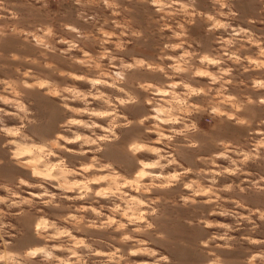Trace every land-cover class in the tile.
<instances>
[{"label":"rangeland","instance_id":"rangeland-1","mask_svg":"<svg viewBox=\"0 0 264 264\" xmlns=\"http://www.w3.org/2000/svg\"><path fill=\"white\" fill-rule=\"evenodd\" d=\"M114 2L118 7H107L103 0H81L80 4L76 0H3L0 81L6 83H0V95L12 100L14 93L4 91L12 84L30 115L25 120L24 112L0 101L3 109L0 127L22 128L30 139L21 141L19 136L0 133V198L5 201L0 203V222L10 226L0 230L3 236L0 252L47 246L58 258L46 261L38 255L34 264H264L253 259L264 254V219L261 218L264 104L258 103L264 98V87H253L254 81L264 82V0H227L229 6L223 9L213 0H197L199 12L231 25L228 28H212V22L201 17H193L195 24L187 23L183 14H173L171 10L158 12L148 0ZM229 10L235 15L218 14ZM113 21L125 27H117ZM178 23L185 24L186 37L175 35L180 31ZM46 25L53 27L54 36L46 37L37 31ZM64 25L76 27L81 35L70 32ZM239 28L251 35L234 36L233 29ZM130 31L143 35L131 36L127 34ZM37 40L47 43L52 50ZM118 43L124 44V51L117 49ZM181 43L182 48H165L166 44ZM205 55L209 61L220 59L222 63H208L205 68L197 59ZM167 56L176 59H161ZM236 56L240 57L239 62ZM133 57L163 67L170 75L169 66L183 57L187 64L181 61V68L190 66V72L207 71L218 77L216 83H212L209 75H195L187 80L193 87L211 93L207 98L209 103L219 99L222 86L227 89L225 96L253 101L239 113L234 109L230 113L245 120L244 124L236 119L213 117L207 112L194 115L192 119L201 129L190 134L200 142L197 149L176 148L182 137L171 145L167 141L155 143L159 139L157 133L144 130L158 123L155 120L146 121L144 127L123 130L122 141L139 136L152 142L151 147L162 149L160 155L171 153L176 159L174 164L160 160L161 165L168 167L147 171L171 176L190 170L173 182L172 187L150 192L142 188L152 183L151 178L139 179V166L130 156L111 148L104 153L89 150L94 145H84L85 155L81 156L82 141L69 144L59 138L74 139V134L91 136L93 131L103 135L101 129L73 125L67 131L63 125L74 119L108 127L109 117L88 113L108 111L109 104L114 103L111 97L122 95L111 87L119 81L117 73L157 85L179 84L181 77L189 75L180 73L174 81H168L163 73L150 69L129 73L121 62L132 63ZM229 68L231 75H223L221 80V69ZM229 80L231 83H223ZM21 81L32 87L20 86ZM187 91L177 87L175 97L164 99L182 106L183 93ZM196 99L192 97L189 102ZM151 107L129 106L119 111L129 119H136ZM167 107L158 106L157 110L162 112ZM161 127L167 129L172 125ZM116 132L121 135L122 130L117 128ZM13 139L30 145L32 151L13 157L17 149L9 143ZM244 154L250 158L244 160ZM35 155L40 156L38 163H24ZM96 157H101V165L113 162V170L92 169ZM138 157L147 163L159 159L147 152L139 153ZM37 169L42 171L41 176L34 175ZM234 169L239 171L232 174ZM97 176L103 177L102 181L93 183V177ZM21 178L25 184L19 183ZM72 181H77L78 186L69 183ZM229 185L231 190H226ZM181 196L195 202L185 205ZM149 200L159 201L152 205L157 209L156 215L141 218L140 213L150 210ZM41 219L47 223L37 228ZM145 221L154 227L148 229ZM0 264H14V261L10 257Z\"/></svg>","mask_w":264,"mask_h":264},{"label":"clouds","instance_id":"clouds-1","mask_svg":"<svg viewBox=\"0 0 264 264\" xmlns=\"http://www.w3.org/2000/svg\"><path fill=\"white\" fill-rule=\"evenodd\" d=\"M148 2L154 5L158 12L171 10L173 14H183L187 18L186 22L190 24H195L196 22L193 17H201L206 19L207 21H211L212 28L231 27V25L229 24L221 23L219 20L216 19L215 16L211 14L199 12L196 9L197 0H187V2H185V0H148ZM213 2L215 4H219L220 9L229 6L227 0H213ZM76 3L80 4L81 0H76ZM103 3L105 4V6L110 8L118 7V5L115 4L114 0H112V2H110V0H103ZM2 6H3V0H0V7ZM118 14H119L118 12H114V15H118ZM218 14L220 16L235 15V13L231 12V10H229L228 13L220 11ZM81 16H83V13H81ZM88 19H95V17H89ZM113 23H116L117 27H125L124 25H121L115 21H113ZM64 27L70 32L76 33L78 36L81 35L79 29H77L76 27H73L71 25H64ZM178 28L180 29V31L176 32L175 35L177 37H186L187 29L185 28V24L178 23ZM211 30L212 29L210 28L209 31ZM37 31L42 32L46 37L54 36L53 27L50 25L41 27L37 29ZM233 33L234 36H240L241 34H243L245 37H248L251 35L244 28L233 29ZM124 34L125 33H122L121 35ZM127 34L135 37H140L143 35V33L139 31H130ZM105 35L108 36L110 34L105 33ZM37 43L43 44L45 48H49V50H52L50 46L47 43H44L42 40H37ZM73 47H75V45H73ZM116 47L120 51H124L123 43H118ZM182 47H183V43L176 45H170V44L165 45V48H182ZM188 55H189L188 53H185V56ZM13 58L18 59V57L15 56ZM161 59L174 60L176 58L172 56H167V57H161ZM197 59H200L201 63L204 65L205 68L207 67L208 63L217 64V65L222 63V60L220 59L209 61L207 55L203 56L202 58L197 57ZM235 60L239 62L240 57L236 56ZM181 61H184V63L187 64V61L184 60V58L182 57L180 58V60H177V63L169 66L172 69L171 75L165 70V68L155 67L153 65H150L144 59H137L133 57L132 63H124L122 61L121 62L122 67L124 69H127L129 73H133L134 70H138V69H146V70L150 69L153 71H158L163 73L168 81H174L175 76L180 73H186L189 75H185L181 77L179 84L172 82V83L157 85L156 83L145 82L139 79L133 80L131 76H126L123 73H117L116 75L119 77V81L117 83H113L111 87H113L117 93L122 95H116L111 97V100L114 101V103L109 104L108 111L103 113L100 112L88 113L90 116L96 115V116L109 117L110 121L108 127H103L98 123L84 124L83 121L74 120V119H69L66 122V124L63 125V127L67 131H71L73 125H83L84 127L90 129H101L103 135H97L96 132L93 131L91 136H82L79 134H74V139H69L67 136H60L59 138L65 140L69 144L76 143L77 141H82L83 142L81 145L82 150L79 153L81 156L85 155V152L83 151L84 145H94L95 147L89 150L97 153H104L109 148H111L115 151H120L130 156L132 159L135 160L136 164L139 166L138 169L139 179L143 180L144 177H150L152 180L151 184L145 185L142 188V191L144 192H150L153 189H166L172 187L173 182L179 181L180 177L182 175H185L187 171L190 170L185 169L184 172H177L171 176H163V175L158 176L153 172L147 171V169L149 168L168 167V164L161 165L160 160L167 159L169 164H174L176 163V159L171 153H168L167 155L164 156L160 155L161 152L163 151L162 149L151 147L152 142L142 140L139 136H131L126 141H122L123 130L130 129L132 127H138V128L144 127L146 121L155 120L158 121V123L154 124L151 128L144 129L145 132L155 131L157 133L159 139L155 141V143H163L167 141L169 145H171L173 141H177V138L182 137L183 140L176 144V148L186 147L191 149H197L200 147V142L195 138V136L190 135V134L199 133L201 131V129L198 127V122L195 119H192L194 115L207 112L210 116L213 117H226L229 120L236 119L237 123L244 124L246 123L245 120L239 119L238 116L230 115V113H232L233 109L235 110L236 113H239L240 111L244 110L246 105L253 103L252 100L247 98L241 99L235 95L225 96L224 93L227 91V89L223 86L220 89L219 99L215 100L212 103H209L207 98L211 96V93L205 91L204 88L193 87L190 83L187 82V80L195 75H209L211 76L212 83H216L218 77L216 75H212L207 71L190 72V66L183 68L179 66ZM231 71L232 70L230 68L221 69L222 75L220 76V79L222 80L223 75L230 76ZM0 83H6V82L0 81ZM223 83L227 84V83H231V81L230 80L224 81ZM118 84L123 86H118ZM20 86L32 87L31 85H28L23 81L20 82ZM177 87H182L188 90L187 92L183 93L185 99L183 105L179 107L176 106L172 101L164 99L165 96L175 97L176 95L175 89ZM253 87H264V82L254 81ZM165 89H167V91H165ZM4 91H12L14 93L13 99L9 100L6 96L0 95V101H2L5 104H12L13 106L17 107L21 112L25 113L24 119L27 120L28 115H30V113L28 112L26 106L23 103H21V101L17 98L19 93L15 92V87H13L12 84H9L4 89ZM192 97H197L198 99L192 100V102L190 103L189 101L191 100ZM65 99L68 98L65 97ZM258 103L264 104V98H261L258 101ZM147 105H152V107L147 111L143 112L136 119H129L127 115H123L119 111L121 107L128 108L129 106H136L139 108H145ZM163 105H168V107L164 111L158 112L157 110L158 106L163 107ZM65 107L67 108V104H65ZM0 112H3V109H0ZM150 113H157V114L151 115ZM2 123L3 122L0 121V124ZM29 123H34V121H29ZM161 125H172V127L164 129L161 127ZM175 125H181V127L177 128L175 127ZM117 128L122 130L121 135L117 134L116 132ZM165 131H167L168 135H165ZM0 133L19 136L21 141H27L30 139V137H27L24 134L22 128L9 129L6 127H0ZM9 143L16 145V148L18 149L14 153V157L19 158L20 156L27 154L25 151L19 150L21 145L20 143H18L16 139L9 141ZM220 143L223 144V141H220ZM141 152L154 154L158 156L159 159L155 163H147L143 159H140L138 157V154ZM249 158L250 157L248 154H244V160H248ZM100 160L101 157L94 158L93 163L90 167L92 169H95L96 171L113 170V162H108L101 165ZM237 171H239V169H234L232 174H235ZM34 175H40V173H34ZM157 180H160L161 182L156 183ZM164 181H168V182L165 183ZM19 183L25 184L26 181L21 178L19 180ZM213 183H215V181H213ZM185 187H190V185H185ZM231 188L232 186L229 185L226 190H231ZM240 191H244V189L241 188ZM180 199L184 201L185 205L195 202V201H190L189 198L184 196H181ZM4 202H5L4 199L0 198V203H4ZM158 202H159L158 200L147 201V206L150 210L147 213H140L141 218H143L144 215L155 216L157 209L153 208L152 205ZM140 203L144 204L145 201H140ZM12 206L13 204H9V207ZM261 218L264 219V214L261 215ZM46 223H47L46 220L41 219L39 223L36 225V227L40 228ZM145 223L148 229L154 227V224L150 222L145 221ZM5 227H10V226L0 222V230H2ZM136 230L139 231L140 229H136ZM64 234L66 235L67 233ZM160 238H163L162 234ZM223 238L229 240L232 239L231 237H223ZM0 241H3V236H0ZM4 247L5 248L8 247L7 242H4ZM38 255H42L43 259L46 261L58 259L53 255V249L44 246V247H31L22 252H11V253L0 252V261H7L11 257L12 260L14 261V264H34V260ZM162 259H166V257ZM253 259H260L264 261V254H257L256 256L253 257Z\"/></svg>","mask_w":264,"mask_h":264},{"label":"bare ground","instance_id":"bare-ground-1","mask_svg":"<svg viewBox=\"0 0 264 264\" xmlns=\"http://www.w3.org/2000/svg\"><path fill=\"white\" fill-rule=\"evenodd\" d=\"M21 145V147H20V149L19 150H21V151H25L27 154H29L31 151H32V147H30V145H25L24 143L23 144H20ZM40 146V145H39ZM41 147V146H40ZM39 147V148H40ZM18 149H16V150H14L13 151V153H15L16 151H17ZM26 154V155H27ZM14 157V156H13ZM39 160H40V156H34V158L33 159H28L26 162H24V163H28V164H35V163H38L39 162ZM33 166V165H32ZM32 169V168H31ZM33 170V169H32ZM52 171V170H51ZM34 172V171H33ZM50 172V171H49ZM35 173H40V175H38V176H41L42 175V171L41 170H39V169H37V170H35ZM47 174H49L48 172H47ZM37 176V175H36ZM102 179H103V177H99V176H97L96 178H94L93 177V179H92V182L93 183H99L100 181H102ZM69 183H72V184H74V185H77L78 184V182L77 181H72V182H69ZM69 185V184H68ZM62 186H66L65 188H68V186L67 185H65V184H63ZM73 186V185H72ZM69 190V189H68Z\"/></svg>","mask_w":264,"mask_h":264}]
</instances>
